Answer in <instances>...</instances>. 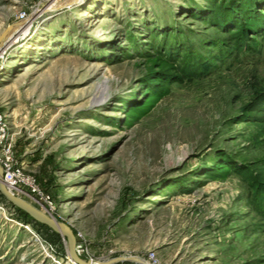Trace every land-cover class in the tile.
Segmentation results:
<instances>
[{
  "label": "rangeland",
  "instance_id": "1",
  "mask_svg": "<svg viewBox=\"0 0 264 264\" xmlns=\"http://www.w3.org/2000/svg\"><path fill=\"white\" fill-rule=\"evenodd\" d=\"M53 1L0 0V34L20 21L0 42V113L51 216L94 259L264 264V191L249 180L264 183V126L240 121L264 93V31H249L264 0L38 14ZM62 239L0 197V264H71Z\"/></svg>",
  "mask_w": 264,
  "mask_h": 264
},
{
  "label": "built area",
  "instance_id": "2",
  "mask_svg": "<svg viewBox=\"0 0 264 264\" xmlns=\"http://www.w3.org/2000/svg\"><path fill=\"white\" fill-rule=\"evenodd\" d=\"M22 16H19L22 19ZM0 170L2 183L8 191L17 196V192H20L24 199H28L35 208L43 212L44 214L51 216L53 212V205L51 198L43 193L31 176L24 172L23 165L13 155L12 147L10 144V138L8 134V126L4 116L0 113ZM52 217V216H51ZM27 228V225H24ZM63 240V239H62ZM75 252L86 259L93 260L86 249L81 247V244L75 243ZM47 255L54 260L52 254ZM65 258L66 253H65ZM144 261L147 264H163V262L157 257L154 251L149 250L144 256ZM70 262V261H69ZM57 263V262H56ZM71 263V262H70ZM72 264V263H71Z\"/></svg>",
  "mask_w": 264,
  "mask_h": 264
},
{
  "label": "water",
  "instance_id": "3",
  "mask_svg": "<svg viewBox=\"0 0 264 264\" xmlns=\"http://www.w3.org/2000/svg\"><path fill=\"white\" fill-rule=\"evenodd\" d=\"M65 7L67 8V6ZM19 24L20 21H17L15 23H12L11 25L6 26L5 30L0 34V42L5 39V34L10 29L18 26ZM0 195L8 204L16 208L17 210L23 212L32 221L44 225L52 232L60 235L65 242L66 257L72 264H114L118 262L147 264L143 259H141L136 255H119L104 260H100V259L90 260L79 256L75 252L76 240L71 227L67 223L57 221L53 217L44 214L43 212H41L40 210H38L28 202H26L25 200L15 196L10 191H8L4 186V184L2 183L1 170H0Z\"/></svg>",
  "mask_w": 264,
  "mask_h": 264
},
{
  "label": "trees",
  "instance_id": "4",
  "mask_svg": "<svg viewBox=\"0 0 264 264\" xmlns=\"http://www.w3.org/2000/svg\"><path fill=\"white\" fill-rule=\"evenodd\" d=\"M240 9H243V11L248 10L251 17H254L252 6H249L248 4H244L242 6V8H240ZM249 27H250L249 31H253V32H255V31L259 32V30L264 31L263 30L264 28L262 29V26H260V24L258 22L254 23L252 26H249ZM165 64H166V69H173L169 60H166ZM163 85H165V84H163ZM161 89H165V88L162 87ZM240 121L241 122L259 123L260 125L264 126V93L260 94L255 100L251 101L248 105L245 106L244 112L241 114ZM249 180L252 182L254 189L257 193H259V192L261 193L264 191L263 188L261 187V185H264V183L262 181L257 180L253 177L249 178ZM262 195H263V193H262ZM0 197H1V195H0ZM260 199H264V196H262V197L260 196ZM14 209H15L16 213L18 214V218H20L25 224L35 223L27 215H25L23 212L17 210L16 208H14ZM35 224L42 226L46 230L51 231L50 229H48L44 225H41L39 223H35ZM52 233H54V232H52ZM54 234H56V233H54ZM62 255L64 256L65 252H63Z\"/></svg>",
  "mask_w": 264,
  "mask_h": 264
},
{
  "label": "bare ground",
  "instance_id": "5",
  "mask_svg": "<svg viewBox=\"0 0 264 264\" xmlns=\"http://www.w3.org/2000/svg\"><path fill=\"white\" fill-rule=\"evenodd\" d=\"M83 0H54L53 2H51V3H49L48 5H47V7L46 8H44V10H42V11H40V12H38V14H41V12L43 13V12H45V11H54V10H59V9H61V8H63V9H67V8H70L72 5H74V4H78V3H80V2H82ZM65 6H67V8L65 7ZM36 14V13H35ZM22 19H24V17L22 18ZM21 19V20H22ZM26 20H23L22 22H25ZM22 25H24V27L22 28V30H21V32H20V36H19V34L14 38V39H10L9 41H7V46H9L10 44H13V43H15V41H17V39H19V37L21 38V36L24 34V33H26L27 31H28V28H29V21L27 22V24L25 25V23H23ZM5 46V45H4ZM3 51V50H2ZM2 59V58H1ZM18 193V192H17ZM20 195V194H19ZM17 197H19L18 195H17ZM19 198H21V197H19ZM21 199H23V198H21ZM29 204H31V203H29ZM32 205V204H31ZM33 206V205H32ZM69 261V260H68Z\"/></svg>",
  "mask_w": 264,
  "mask_h": 264
},
{
  "label": "crops",
  "instance_id": "6",
  "mask_svg": "<svg viewBox=\"0 0 264 264\" xmlns=\"http://www.w3.org/2000/svg\"><path fill=\"white\" fill-rule=\"evenodd\" d=\"M100 260H104V259H108V258H99ZM114 264H122V263H114ZM123 264H136V263H130V262H126V263H123Z\"/></svg>",
  "mask_w": 264,
  "mask_h": 264
}]
</instances>
